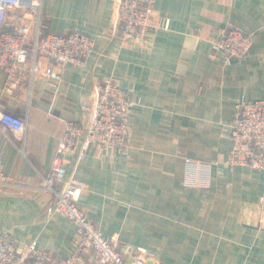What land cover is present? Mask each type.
<instances>
[{
	"label": "crops",
	"instance_id": "crops-1",
	"mask_svg": "<svg viewBox=\"0 0 264 264\" xmlns=\"http://www.w3.org/2000/svg\"><path fill=\"white\" fill-rule=\"evenodd\" d=\"M115 0H44L42 29L79 30L95 39L82 65L70 63L57 89L37 77L30 88L0 70V108L28 119L23 156L0 131L5 172L29 184L49 170L65 121H86L94 86L114 76L137 101L126 148L89 145L67 155L66 178L83 183L79 205L130 257L147 264H264V173L226 163L235 99L264 98V0H156L147 41L109 34ZM252 34L245 59L213 53L219 32ZM17 83V84H16ZM212 164L211 185L184 183L185 157ZM35 239L60 257L71 254L76 228L49 213L43 193L0 190V232Z\"/></svg>",
	"mask_w": 264,
	"mask_h": 264
},
{
	"label": "built area",
	"instance_id": "built-area-1",
	"mask_svg": "<svg viewBox=\"0 0 264 264\" xmlns=\"http://www.w3.org/2000/svg\"><path fill=\"white\" fill-rule=\"evenodd\" d=\"M156 0H115L116 7L109 34L123 43H145L153 23ZM44 0H0V70L25 79L30 88L43 76L55 89L62 81L66 66L82 65L92 54L94 37L79 30L60 33L44 31ZM253 43L252 34L237 25L219 32L212 41L213 53L226 61H242ZM17 84V83H16ZM137 101L121 87L118 80L105 76L96 83L83 109L86 121H65L56 154L49 170L38 169V182L29 184L5 172L0 154V190L16 187L43 193L49 213H62L76 228L70 255L60 257L40 248L35 239L20 241L9 232H0V264H147L151 253L137 248L128 257L118 237L106 236L79 205L83 183L66 178L69 153L79 149L78 159L89 145L101 148L130 144V115ZM28 119L0 108V131L27 156ZM223 137L232 143L226 163L246 165L264 173V98L238 97L229 129ZM212 164L185 157L184 183L194 187L211 185Z\"/></svg>",
	"mask_w": 264,
	"mask_h": 264
}]
</instances>
